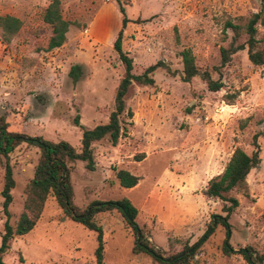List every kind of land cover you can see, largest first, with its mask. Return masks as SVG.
Instances as JSON below:
<instances>
[{
    "label": "rangeland",
    "instance_id": "374dc122",
    "mask_svg": "<svg viewBox=\"0 0 264 264\" xmlns=\"http://www.w3.org/2000/svg\"><path fill=\"white\" fill-rule=\"evenodd\" d=\"M52 0H0V15L23 20L10 43L0 28V115L9 129L67 140L80 148V115L87 129L109 121L116 89L125 66L114 48L122 26L118 0H61L64 17L72 22L66 42L48 50L52 28L44 19ZM131 21L124 30L123 49L141 74L159 61L155 85L134 82L124 115L127 131L116 145L109 137L93 144L95 165L77 160L72 166L74 203L85 210L93 201L129 198L138 208L137 220L150 243L166 255L194 244L215 215L225 216L229 205L205 193L208 181L221 173L237 147L255 149L259 134L262 161L248 176L249 196L233 190L240 204L230 215V242L239 250L252 246L264 253V66L254 65L247 49L221 66V46L234 33L226 21L245 24L264 0H120ZM264 36V25H258ZM242 34L239 42H244ZM191 49L201 72L208 70L225 86L209 90L202 76L183 80L181 51ZM81 64L78 82L69 76ZM226 94L236 95L227 103ZM132 122V123H129ZM41 150L26 142L10 153L16 185L12 190L10 223L15 227L24 209L26 186L34 176ZM5 157L0 155V243L8 216L3 209ZM118 169L140 177L124 187ZM105 240L104 264H152V257L135 253L136 234L118 210L101 212ZM225 228L219 225L198 250L191 264H249L240 253L223 250ZM97 232L72 220L50 195L36 226L11 240L3 259L7 264H97ZM160 264V263H157Z\"/></svg>",
    "mask_w": 264,
    "mask_h": 264
},
{
    "label": "trees",
    "instance_id": "16d2710c",
    "mask_svg": "<svg viewBox=\"0 0 264 264\" xmlns=\"http://www.w3.org/2000/svg\"><path fill=\"white\" fill-rule=\"evenodd\" d=\"M118 2L122 14V26L114 41V48L125 66V74L116 89L114 109L107 123L87 129L81 123L80 115H76L74 121L82 130L81 146L80 148H76L67 140L53 141L46 139L42 135L12 131L9 129L6 115H0V155L6 159L4 186L2 189V196L4 198L3 209L8 216V220L5 223V232L2 235L0 243V264H7L3 256L10 249L13 237L26 234L34 229L50 195L55 196L63 211L72 220L97 232L98 245L95 250L97 264H104L105 240L103 227L95 220V216L98 213L112 210L120 211L127 225L136 234L134 252L149 254L153 259L152 264H191L198 250L208 241L219 225L225 228V238L223 241L225 253H240L249 264H264V253H259L252 246H245L239 250H236L232 246L230 242L232 225L229 222L230 215L239 206L240 201L235 196H229L228 193L233 190H243L244 194L249 196L248 176L255 167L261 164L259 134L254 135L253 143L255 149L252 153H248L243 148L237 147L233 151L224 170L208 181L205 193L211 197H217L230 202L229 205L224 206L227 214L225 216L215 215V218L210 222L207 230L199 240L194 244L186 245L177 254L166 255L162 249L150 243L146 237L145 230L137 220L139 210L127 197L110 201L96 200L90 203L85 210H80L74 203V188L71 181L72 166L70 164L77 160H82L87 162L88 169H94V142L109 137L111 143L116 145L119 139L126 134L127 126L124 115H127L128 118H132L134 115L133 110L126 105V97L130 87L134 82L143 85H155L156 80L151 74L159 67L164 66V63L159 61L147 67L141 74L133 72L134 59L123 49L124 30L131 20L122 2L120 0ZM43 19L52 28V35L50 36L47 49L52 50L62 46L67 40V33L72 22L64 17L61 0H52L49 3L45 9ZM259 24L264 25V7L257 12H253L245 24L235 23L232 20L226 21L224 26L225 33H227V30H231L234 35L228 46H221L220 48L221 66H225L231 62L234 54L245 49H247L249 60L254 65L264 66V36H258ZM22 26L23 20L20 17L12 14L0 15L2 41L10 43L20 32ZM242 34L246 35V39L244 42H239ZM181 57L183 62V80L191 81L194 77L200 75L206 81L211 91H220L225 86L221 79H214L208 70L200 71L196 63V57L191 49L182 50ZM82 74L83 68L81 64H73L71 66L69 76L75 83L80 80ZM235 96L233 94H226L224 100L229 104H233L230 100ZM23 142L38 147L41 150V155L36 165L34 176L26 186L24 209L14 227L9 221L11 217L9 207L13 201L12 190L16 185L13 166L10 163V153ZM116 175L120 184L124 187H135L140 181L138 175L132 174L127 169H118Z\"/></svg>",
    "mask_w": 264,
    "mask_h": 264
}]
</instances>
